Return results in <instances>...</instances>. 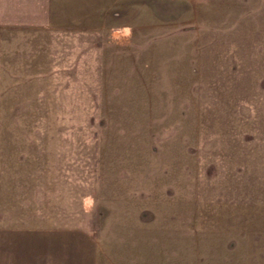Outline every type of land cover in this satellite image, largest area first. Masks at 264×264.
Instances as JSON below:
<instances>
[{
	"label": "rangeland",
	"instance_id": "rangeland-1",
	"mask_svg": "<svg viewBox=\"0 0 264 264\" xmlns=\"http://www.w3.org/2000/svg\"><path fill=\"white\" fill-rule=\"evenodd\" d=\"M116 11L47 44L98 246L112 260L264 264V0Z\"/></svg>",
	"mask_w": 264,
	"mask_h": 264
},
{
	"label": "crops",
	"instance_id": "crops-1",
	"mask_svg": "<svg viewBox=\"0 0 264 264\" xmlns=\"http://www.w3.org/2000/svg\"><path fill=\"white\" fill-rule=\"evenodd\" d=\"M130 1L0 0V264H150L105 256L102 224L89 228L86 162L70 144L81 131L57 127L73 101L47 46L101 29Z\"/></svg>",
	"mask_w": 264,
	"mask_h": 264
}]
</instances>
